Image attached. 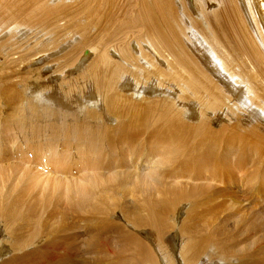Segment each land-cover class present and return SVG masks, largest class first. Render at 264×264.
Returning a JSON list of instances; mask_svg holds the SVG:
<instances>
[{
	"label": "bare ground",
	"instance_id": "bare-ground-1",
	"mask_svg": "<svg viewBox=\"0 0 264 264\" xmlns=\"http://www.w3.org/2000/svg\"><path fill=\"white\" fill-rule=\"evenodd\" d=\"M70 5L75 10L68 11L72 7ZM89 27L95 29L92 42L85 35ZM31 30L32 34L29 32ZM80 32L84 45L71 41ZM40 33L42 35L35 42L30 40ZM62 33L65 37L60 38ZM61 51L57 58L46 60L50 57L48 53ZM34 62L38 65L31 68ZM55 62H59L58 70L84 68V71L76 80L66 79V82L60 72L54 71L52 74L55 78L47 82L46 74L42 73L50 72L51 64ZM57 77L62 78L60 84ZM59 100L67 101V104L84 113L90 106L97 107L100 109L99 114L94 112L98 114L95 117L99 121L106 116L116 123V127L122 128L121 133H127L123 131L125 127L132 129L130 138L135 136L136 129L146 130L147 137L140 132L142 141L158 135L190 140L189 134L193 133L194 138L190 140L193 142L195 137L200 138L202 135L201 141L196 143L195 140L193 143L203 149L204 158H209L215 155V146L207 136H213L215 132L211 129V121L214 120L211 116H220L221 137L242 127L239 113L246 118L251 133L259 127L264 128V0H0V110L2 106H7L14 109L13 114L19 112L15 131L0 122V143L2 138L8 142L11 140L9 144L17 155L15 157H19L22 162L18 170L17 164L9 162V155H4L8 147L0 145V219L5 221L4 229L8 236L16 239L15 247L10 248L12 254L9 257L5 255L6 249L1 247L0 257L4 255L7 258L2 259L0 264L39 263L43 262L45 256L44 262H47V254L57 256L49 264H264V235L259 236L255 232V223L248 224L247 235L243 233L240 236L242 240L237 239L234 232H225L221 227V201L214 195L215 191L221 193L220 187L212 191L209 205L197 201V197L208 187L207 182L214 181L215 184L220 181L215 180L214 172L213 177L208 178L209 172L203 163L205 160L195 159L193 152L188 155L192 151L190 144L175 148L169 146L168 151H161V155L155 148L146 158L140 159L146 165L142 169L139 168L141 164L137 165L138 159L130 157L132 155L129 156L132 167L129 164H117L115 160L112 162L115 167L109 168L105 164L107 162L103 164L104 159H100L99 155L105 151L104 142L98 139V131L93 133L91 130V136L90 130L85 127L86 121L81 123V129L75 134L72 128L63 131L61 127V133H55L56 137L63 135L70 141L75 138L76 146L72 154H78L79 158L72 160L64 156L70 155V142H65L64 148L56 140L43 149L39 145L42 150L33 146L36 143L33 137L37 133L40 136L44 127L42 131L40 128V131L28 129L23 124L24 110L28 109L31 115L36 112L39 114L40 110L41 115L47 117L48 110L38 107L52 106L54 101L61 102ZM2 102L5 104L1 106ZM27 104L28 108L25 107ZM56 129L53 127L52 135ZM115 129L114 133L119 131ZM233 146L228 147L231 153L239 150ZM252 149L254 151L251 153L256 156L259 145ZM34 150L36 154L39 151L38 156ZM155 157L157 160L153 159ZM242 158L240 155L235 157L233 165H229H235L238 173L247 177L249 187H245V193L249 191L253 194L257 206H262L264 160L253 157L251 163ZM31 159H34L32 165L40 169L33 171L31 164L27 167ZM3 162L9 164L3 166ZM168 162L177 164L176 174H164L158 179V166ZM194 164L199 166L194 168ZM232 166L226 174L228 178L230 176L237 180L238 173ZM247 166L249 172L244 171ZM72 169L78 171L75 174L78 176L73 177ZM231 179H228L230 183ZM12 180L15 187L18 180V183H25L24 186L40 187L45 191L64 188L66 196L74 192L75 197L70 200L74 201L70 202L71 213L74 211L76 217L79 214L88 215L89 224L94 219L93 215H96L98 223H93L95 228H91L94 233L89 234L85 244L84 240L77 243L76 238L81 236L78 233H71L67 237L58 236L68 229H76V224L69 225L67 222L49 230L50 233L45 229L48 236L46 240L40 239L37 232L31 239L30 234L25 237L23 232L28 226L25 214L17 210H22L20 206H14L18 205L15 203L16 196L7 195ZM254 180H258L259 186ZM132 181L144 184L146 187H141L142 191L150 188L149 191H143L148 196H138L140 192L133 190ZM167 185L170 188L167 199L157 200L155 209L148 210L146 217L143 216L144 205L140 200L153 198L156 194L165 197ZM107 191L110 202L115 199L111 205L120 211L123 219L121 223L111 219L114 218V211L108 212L111 207L101 206L104 198L99 199L97 195ZM118 197L130 199H122L120 204L117 202ZM186 198L190 204L185 210L186 215L194 211L191 221L187 222L188 217L177 222L175 217L179 208L175 205L183 201L180 199ZM197 207L198 210H195ZM7 209H12L11 213ZM67 209L71 210L69 207L64 210ZM211 214L219 220L218 224L206 221V217ZM108 215L110 220L106 217ZM170 215H175L172 220ZM62 216L63 221L68 219L63 213ZM12 219L13 222L18 221V227ZM19 222L25 223L26 227H19ZM38 225H33V230ZM107 228H110L108 233H116L115 237L120 242L117 248L102 247L111 242L107 237L101 238ZM172 230L176 231L177 238L169 239ZM141 232L147 233V236H140ZM251 237L253 245L244 248L242 245ZM56 247L61 250L60 254L47 252L49 248ZM81 254L95 256L89 261L84 258L75 260L74 257Z\"/></svg>",
	"mask_w": 264,
	"mask_h": 264
},
{
	"label": "rangeland",
	"instance_id": "rangeland-1",
	"mask_svg": "<svg viewBox=\"0 0 264 264\" xmlns=\"http://www.w3.org/2000/svg\"><path fill=\"white\" fill-rule=\"evenodd\" d=\"M70 4H72V3H70ZM70 6H72V7H70ZM70 6H69L70 8L68 9V11L69 10L71 11L72 9L75 10V7L73 5H70ZM85 21H86V19H84V22ZM32 31L33 30H31L29 32L31 33ZM81 33L82 32H80V34H75L72 37L71 41L74 42V43H79L80 45H84V41L82 40ZM94 34H95V29L93 27H89L88 31H86V33H85L86 37L89 38V40H88L89 42H92V38L94 37ZM41 35L42 34L40 33V34L36 35L34 38H32L30 40L33 41V42H35L37 40V38L39 36H41ZM63 37H65V35L62 33L60 35V38H63ZM14 41L15 40H13L11 42H14ZM61 53H62V51L61 52H58V53L57 52L56 53H48L50 55V57H47L46 60H51V59L57 58ZM86 63H88V61ZM58 64H59V62L52 63L51 64V68H50L51 69L50 72L45 71L44 73H42V75H45L46 74L45 77L47 79V82L52 81L53 78H55L54 74H52L54 71L60 72L61 73V76L64 77V81L65 82H66V79L76 80V78L79 77V75L84 71V68L74 69L72 71L70 69H66V70L65 69H61V70H58ZM37 65H38V63L37 62H34L30 66H31V68H35ZM22 71H26V70L25 69H22ZM57 78H58L57 79L58 84H60L62 78L61 77H57ZM67 82L70 83L71 81H67ZM121 92H124V91H121ZM59 101H61V102L54 101L52 103V106L50 104V106H39L38 107L40 109L43 107L46 110H48L47 112H49V113H48L47 117H46V115L45 116H42L41 115L42 112L40 110H38V109L37 110H38V112H39L40 115L37 114V112H36V114H32L31 115V112L28 109L27 110H24L26 113H24V116H23L24 119H25V122L23 124L25 126H27L28 129H30V130H32V129H38L39 131L41 129V131H42V128L44 127V129L42 131V134H40V136L37 133V136L33 137V139H34L33 141L36 142L35 145H33V146H35V147H37L39 149H41L40 146L41 147L43 146L42 147V149H43V148H45V145H47V144H48V146H46V147L51 146L52 145L51 142L53 143L55 140H56L55 142H58L59 145H60V143L62 144L60 146H63L65 144V142L66 143L70 142V145L68 146V149H70L69 150L70 155H64V156H67L70 159H72V158H79V155L78 154L77 155L76 154L75 155L72 154L73 150L75 149L74 146H76L74 144L75 143V140H74L75 138L72 137L74 139H71V141H70V139L64 137L63 135L62 136L59 135V136L56 137L55 136V133H61V131H60L61 128H63V129H61L63 131L66 128H69V129L72 128L73 131H74V134H75V132H77V130L81 129V126H80L81 123H83V122L86 121L85 123H87V124L85 125V127L90 130L91 136L93 135V133L95 131H98V133L100 132L99 133L100 135L98 134V136H97L98 139L101 138V142L102 143L104 142V145L103 146H104V150H105L104 152L105 153L103 152L101 155H99L100 156V159H104L103 164L105 162H107L105 164L108 165L109 168H112V167H115L114 163H112V162H114L113 160H115V162L117 161L116 162L117 164H120L122 166H125L126 164L127 165L129 164L130 167H132V163H130V158H129V156L132 155L133 157L132 156H130V157L133 160H135V159L137 160L138 159L136 161L138 164L136 162L135 163L138 166L141 164V166H139V168L142 169L146 165L142 164L141 161H140V159L146 158L148 156V153L149 152L155 151V148L156 149L158 148L157 150L160 153L157 150L156 151L161 155V151L163 149H165V150L168 151L169 146H171V148H175V147H181V146H185V145H189L190 144L191 147H192V151H190L188 153V155H192L194 153L193 156H194L195 159H198V160H201V161H202V159L205 160V162H203V161L202 162L206 164L207 170L209 172L208 178L213 177V172H214L215 175H216L215 176V180L220 181V183H215V184H214V181L213 182L212 181L207 182V186L208 187H206L205 191L202 194H200L199 197H197V199H198L197 201L203 202L205 206L206 205H209V200H210V197L209 196H211L212 191L215 190L217 187H220L221 188V193L215 191V194L214 195L217 197L218 200L221 201V210L219 212V215H221V227L225 230V232H231V233L234 232L235 233L234 235L237 236V239L239 238L240 240H242L243 237L241 238L240 236L241 235L243 236V233L246 234L245 232H246V227L248 226V224L249 225H252L253 223H255V227H256L255 232L259 236L260 235H264V211H263L264 210V204L262 206H260V205L257 206L256 201H255L256 200V197H254L253 194H251L249 191L247 192V194L245 193V187L247 186V182H248L247 181V177H244V175H241L240 174L241 172L238 173V167H236L235 165L232 166L235 157H239V155H240L241 158L243 157L242 158L243 160L245 159L244 160L245 162H248L250 160L249 162L252 163L253 157H255V158L260 157L261 160H264V159H262V158H264V128L259 127L258 129H256V132L251 133L249 131V127H247V121H245L246 118L241 113H239L238 114V118H239V121H240V124H241L242 127L237 128L234 131L235 133L232 132V133H230V135H224L223 137H221V127L219 125L220 124V116L219 117L217 116L215 118H214V116H211V117H213L212 120L214 119L213 121H211V129L214 130L217 134L215 135V132H214L213 133V136H212V134L211 135L207 134V136H208V138L210 140H212L211 142L215 146V151L213 152V153H215V155H211L209 158H204L205 155H203V149H199L196 146V144L193 143V142H195V140H196V143L199 140L201 141L202 135H200V138L195 137V139L193 140V142H191L192 141V138H194L193 133H190L189 134V138L191 137L190 138L191 141L190 140H187V138H186L187 135L186 134H184L185 135V138H186L185 140H183L180 137L178 138V137H170V136H166V135H161V136L158 135V136H154V138L152 137V138L145 139V140L142 141L141 136H139L140 135V132L141 133H145L144 134V137H147V131L146 130H138V129H136L135 136L132 135V138H130L131 137L130 133H131L132 129H129V128L126 129L125 126L126 125L128 126L127 123H124L126 125L123 126V127H125V128H123V131L125 130V131H127V133L126 132L125 133H121L122 128L119 129V127H116L115 126L116 123H113L111 120H109L110 118H108L106 116H103L102 117L103 119L100 118L102 120L99 121V119L97 117H95L96 114L98 112H100V109H97V107L90 106L89 109H88V111H87L88 113L85 112V113H87V115H86L83 110H79L78 108L74 107L73 105L67 104V101L66 102L63 101V100H59ZM62 101H63V103H62ZM4 104H5V102H2L1 106L4 105ZM2 107L3 108H1V110H0V116H1L0 117V122L2 121L3 123L1 122V124H3L4 126H7L8 125L9 126V130L13 129L15 131L16 130V126L15 125H17L16 122L18 120L17 117L19 115V112L15 111L14 114H13L12 112L14 111V109L7 108V106H2ZM25 107L28 108V104ZM68 107H70V108H68ZM64 109H65V111H64ZM49 110H52V111L50 112ZM94 111L95 112L97 111V113H95ZM52 112H54L55 115H51ZM56 113H58L60 115V117ZM66 114H67V117H66ZM91 115H92L93 118L91 117ZM27 116H30V119H27ZM63 117H64V119H63ZM76 118H77V120H76ZM84 118H86V119H84ZM107 120H108V122H107ZM92 121H95V122H92ZM101 122H104V123L101 124ZM27 123H28V125H30L29 127H28V125H26ZM62 124L65 125V126L63 127ZM97 125H99V126H97ZM243 125L245 126V128H244ZM39 126H41V127H39ZM47 127H48V129H47ZM53 127L54 128H57V129L54 131V134L52 135V132L51 131H52ZM143 128H146L147 130H152L153 129L151 127H143ZM114 129L115 130H119V131H117V132L115 131V133H114V131H113ZM91 130L93 131V133H92ZM240 130H242V131L240 132ZM32 131H34V130H32ZM7 132H6V134H7ZM47 132H49V133H47ZM118 132L121 133V135L120 134L117 135ZM166 132L167 133H171L170 130H166ZM245 132H246V134H245ZM95 135L96 134H94V139H95ZM125 135H128L129 137L128 136H125ZM239 135H241V136H239ZM245 135H247V136H245ZM115 136H117V137H115ZM124 137H125V139H124ZM203 137H205V136H203ZM158 138L159 139L161 138V139L159 140ZM221 138H223V139H221ZM4 139H7V137H4ZM63 139H65V141ZM66 139H68L69 141L66 140ZM163 141H165L164 144H163ZM248 141H250L252 144L254 142L255 143L252 145ZM10 142H11V140H10ZM10 142L5 141L2 138L0 145L1 146H5L6 148L8 147L7 148V151H6V153L4 155H9V157H10V160L8 159L9 162L11 164H17V169L20 170V168L22 166V162L19 160V157H15L16 153L11 148V145L9 144ZM120 142H123V143L125 142L126 144L125 143L122 144ZM244 142L246 143V146L249 145V144L250 145L247 146V148H246ZM39 143H41V144H39ZM181 143H184V144H181ZM247 143H249V144H247ZM36 144L38 146H36ZM127 144H129V145H127ZM255 144H257V145H255ZM261 144H263V146ZM232 145H234L233 148H235V150H238V149L239 150L238 151H234L233 153H231L229 151L228 147H232ZM236 145H237V147H236ZM258 145H259V151H258V154L257 155H259V156H257V155L255 156V154L254 155L252 154L253 151H254L252 148L255 149V147H258ZM226 146H227V148H226ZM9 147L11 149H9ZM249 147L250 148L252 147L251 150H250ZM63 148H64V146H63ZM260 148H261V150H260ZM60 149H61V147H60ZM37 152L39 154V151H37ZM200 152L202 153V155H201ZM235 152H236V154H235ZM240 152H242V153H240ZM8 153H10V154H8ZM34 153L36 154V150H34ZM238 153H239V155H238ZM38 154H36V156H38ZM164 154L162 153V155H164ZM89 156H92V155H89ZM155 158H153V159L154 160H157V157H155ZM180 158H182V156ZM72 160H74V159H72ZM28 162H30V163L27 164V167H29L30 164H31V168L34 169L33 171H36V170L40 169L39 167L37 169L35 166L32 165L33 162H34V159H31V161L29 160ZM7 163L8 162H3L2 165L5 166ZM110 164H111V166H110ZM229 164H232V165H229ZM172 165H174V164L169 163V162L168 163H162V164H160L158 166V167H160V172H159V175L157 176V178L160 179L159 177L161 175H163V177H164L166 174H167V176H174L176 174V165L177 164H175L173 166V167H175L173 169H172ZM197 165L199 166V164H194L193 167L195 166L194 168H196ZM231 166H232V169H234V171L236 173H238V174H237V180L234 177L231 179V177L229 176V178L231 179V183H230V181H228V179H229L228 178V174H226V173L229 171V169L231 168ZM248 166H250L249 163H248ZM248 166L246 167V169L244 171H248L249 172ZM213 168H214L215 171L213 170ZM72 170L74 172V173L71 172L73 174V177L78 176V175H75L78 171L76 169H72ZM172 173H173V175H172ZM240 176H241V179H239ZM219 179H221V180H219ZM180 181H184V179H180ZM226 181H228L229 183L226 182ZM257 181L254 180L253 182L254 183L255 182L257 183ZM132 182H134V185H136V186H134V185L132 186V187H134L133 190H135V191H138L139 190V192H140L138 194V196H141L143 198L145 197V195L148 196L147 192L146 193L145 192L143 193V191H149L150 188H148L149 190H147V189L144 190L143 189V191H142V188L143 187H146L144 184L141 185L139 182H135V181H132ZM23 184L25 185V183H22V182H19L18 183V180H16L17 187H15L14 180H12L10 182V184H9L10 185L9 186L10 189H9L8 193L5 192V191L3 193H5V194L7 193V195L8 194L9 195L12 194V195H14V197L16 196L15 197L16 198L15 203L18 204V205H15L14 204V206L15 207L16 206H20L22 210H20V209H17V210L21 211V213H23V215L25 214L24 215L26 217L25 218L26 219L25 220V223L28 224V226L26 227L25 226L26 225L25 223L22 224L21 222H19V227H26L25 229L22 228L21 230L24 229V230L28 231L27 233H25L26 231L23 232L25 237H28L27 234H30V237L29 238L31 239L32 236L35 235L36 232H37L39 238L41 237L43 240H46V238H48V236H46L45 229L46 230L48 229V232H49V230L55 229V228L59 227V225H62V224L64 225L65 223L68 222L69 225H71L70 223H72V225L76 224V229L74 231H71V230L68 229L67 232L64 231L63 234L62 233H59L58 236L64 235L65 237H67L71 233H74V234L78 233V235L80 234L81 236L79 235L80 238L79 237H78V239L76 238L77 243H79L82 240H84V244H85V241L86 240H89V236L91 235V233H94V230H92L91 228H95L93 225L98 223L97 220H96L97 219L96 218L97 216L96 215H93V217H94V219H95L96 222L93 219L92 222H90V224H89L87 222L88 217H86L88 215H80L79 214V216L76 217L74 211H73V214L71 213L72 212V209H71L72 208V204L71 203H73L74 201L71 202L70 200L71 199L72 200L74 199V197H75V193L74 192H72L70 194V195H72V198H70L71 197L70 195L69 196H66L65 195L66 193H65L64 188H59V189H56V190H52V188H51V189H46V191H45V189H41L39 187L42 190V192H41L38 187L24 186ZM257 184L259 186V183H257ZM153 186H155V185L153 184ZM138 187H140V188H138ZM168 187L169 186L167 185L166 186V189L167 190L165 192V197H161L160 194H156L153 198L150 197L148 199H141L140 200L141 203L144 205V208L142 210L143 216L146 217V214H147L148 210L155 209V206L157 205V203H156L157 200L162 199V201H163L164 199H167V197L170 195V188H168ZM247 187H249V186H247ZM11 189H13V190H11ZM162 189H164V188H162ZM227 191L229 192V194H227ZM261 192L263 193V194L262 193L261 194L264 195V190H261ZM101 194H103L104 196L101 195ZM7 195H5V196H7ZM97 196L99 197V199H103L104 198L101 206L105 205V206L111 207L110 211H108V212H111L112 213L114 211V218H111V219H115V221L117 220L116 222L121 223L120 221H123V219H122L121 215L119 214L120 211L117 210V209H114V207L111 205L113 202H115V199L113 200V202H110V199L107 198L108 191L107 192H103V193H98ZM171 196H173V195H171ZM247 196H249V197H247ZM39 198H40V200H39ZM64 198H65V200H64ZM66 198L68 199L69 202L67 201ZM118 198H119L118 201H117L118 203L122 202V199L125 200V201H128L130 199L129 197H124L122 199H120V197H118ZM171 198H169V199H171ZM105 199H107V200H105ZM21 200H22V202H20ZM180 200H183V201L182 202L179 201V203H177L175 205L176 208H179V211L177 212V215H176L175 219H177V222L178 221L180 222L182 219H185V218H188L189 217V219H187V222H190L191 221V217H192L194 211L191 212L189 215H186V211L185 210L190 205L189 204V201H188L187 198L186 199H180ZM105 201H106V203H105ZM147 201L150 202V203H147ZM94 202H95V200H94ZM68 203H70L71 205H68ZM146 205H148V207ZM68 207L71 210H68V209H67L68 211L67 210H64V209H66ZM11 210L12 209H7V211H10V213H11ZM195 210H198V207ZM115 211H118V212L115 213ZM62 213L65 214L68 219H66V220L63 221L62 220V218H63ZM217 213H218V210H217ZM174 216L173 215L172 216L170 215V219L172 220V218H174ZM106 217H108V219H109V215L106 216ZM14 218L17 219L16 215H15ZM256 219H258L259 222ZM60 220H61V222H60ZM11 221L13 222V219ZM206 221H209V222L215 223V224H218L219 223V220H217L216 217H215V215H213V214L207 216L206 217ZM13 224H15V226L18 227V221L17 220H15V222H13ZM36 224H39V225L37 226V228L35 230H33L32 227H33V225H36ZM69 225H67V226L69 227ZM4 228H5V221H3L2 219H0V243H1L0 244V251L5 248L6 249L5 255L7 256V254H8V257H9L12 254L11 249L14 248L15 245H16V242H15L16 239L11 238L12 236H10V235L8 236V233H6V231H5ZM109 231H110V228H107L104 231V233L101 236V238L102 239H106V237H107V239H109V241H111L112 243L109 242L108 245L106 244V245H103L102 247H104V249H107V248H110V249L117 248L120 242L115 237L116 236V233H114V232L113 233H108ZM18 232H20L19 229H18ZM40 232H43L44 235L41 234ZM175 232L176 231L172 230L171 233L169 234L168 238L169 239L177 238V234ZM247 232H250V231H247ZM110 234H111V236H110ZM146 234L147 233H145V232H143V233L141 232V234H139V235L142 236V237L145 235L144 237H146L147 236ZM234 235H230V237L231 236H234ZM136 236H138V235L136 234ZM7 240L9 241V244L10 245L8 244ZM5 241H6L7 244L5 243ZM48 241H51V240H48ZM176 242H177V245H178L179 244L178 240H176ZM12 244H14V245H12ZM124 244L125 243H123L122 245H124ZM251 245H253L252 237L250 238L249 241H247L246 244H243L242 246H245L244 248L247 249ZM238 246H240V244ZM1 247H2V249H1ZM29 248L30 247H28V249ZM47 252L52 253V254H54V252H56L57 255H58V254H60L61 250L58 247H56V248H49V250H47ZM50 255L51 254H47V259H48L47 262L46 261L44 262V260H46L45 259L46 256H45L43 258V262L30 263V261H28L27 264H44V263L45 264H49V263H51V262H53L54 260L57 259V256L56 255H52V256H50ZM2 256H4V255H1L0 261L2 259L4 260L5 258H7L6 256H4V257H2ZM94 256H95V254H91L90 256H89V254L88 255L87 254H81L80 256L79 255H76L74 258H75V260H79L80 258H84L85 261H89L91 259L93 260ZM135 260H136V258H135ZM19 263H20V261H19Z\"/></svg>",
	"mask_w": 264,
	"mask_h": 264
}]
</instances>
